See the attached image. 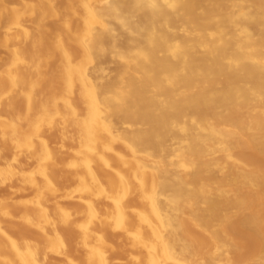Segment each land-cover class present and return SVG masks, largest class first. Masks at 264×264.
<instances>
[{
  "label": "bare ground",
  "instance_id": "obj_1",
  "mask_svg": "<svg viewBox=\"0 0 264 264\" xmlns=\"http://www.w3.org/2000/svg\"><path fill=\"white\" fill-rule=\"evenodd\" d=\"M0 46V264H264V0H0Z\"/></svg>",
  "mask_w": 264,
  "mask_h": 264
},
{
  "label": "rangeland",
  "instance_id": "obj_2",
  "mask_svg": "<svg viewBox=\"0 0 264 264\" xmlns=\"http://www.w3.org/2000/svg\"><path fill=\"white\" fill-rule=\"evenodd\" d=\"M58 2H60V1H58ZM58 2H54L55 3V7H54V11H53V13L52 14H60L61 15V19H66V16H67V13H66V11H65V8L63 7V3L62 2H60V3H62L61 5H60V3H58ZM18 5H19V8H21V10L23 9V8H25V6H21V4H19V3H17ZM17 5V6H18ZM49 14L48 13H45L44 14V17L46 16H48ZM57 17V16H56ZM72 17H74V16H71V18H69V20L71 21V23L73 22L72 20H74V19H72ZM47 20L48 21V25L50 24L51 25V27H55V25H56V23H57V20L55 19V17L54 16H51V18L49 19L48 17L47 18H44V20ZM72 19V20H71ZM75 19H76V17H75ZM44 21V23H46L47 24V21ZM74 22H75V20H74ZM3 24H4V22H2ZM47 25V26H48ZM209 30V29H208ZM207 30V31H208ZM30 39V38H29ZM54 40H56V38H54ZM53 40V41H54ZM29 41H31L30 42V44L31 45H28V46H30V47H32V49L30 48H28V50L29 51H31V53L33 52V49H34V51L36 52H33L32 53V59L31 60H33L34 59V62L36 63L35 64V66L38 68H45V67H49V68H52V67H54L55 66V64H56V62H58L57 61V59L59 60V53L57 54V49H53L52 47H51V45L50 44H48V42L46 43V42H44V43H41V48L42 49H37L36 47H35V45H34V43L32 42V40H29ZM54 43V42H53ZM29 44V43H28ZM17 44L16 43H14L13 44V46H16ZM48 47H51V48H48ZM2 51H3V48H1V46H0V54H2ZM54 51V52H53ZM57 51V52H56ZM69 53L71 54L72 53V50L71 49H69ZM36 54V55H35ZM57 54V55H56ZM75 56H73V53H72V58H74ZM75 59V58H74ZM56 61V62H55ZM106 63V64H105ZM104 63V66L106 67V70L108 71L107 73L108 74H106V75H108L107 77H111V76H114L113 74H114V72L113 71H115L116 69H117V66H116V64H115V62H108V61H106ZM108 63V64H107ZM0 64H1V60H0ZM1 67H3V65L1 64L0 65V68ZM28 69H30L31 68V65H28V67H27ZM113 68H114V70H113ZM31 70H32V68H31ZM109 72H110V74H109ZM111 73H113V74H111ZM115 73H116V71H115ZM66 138L68 137L67 135H64ZM61 138V137H60ZM60 138L58 139V140H60ZM65 138V139H66ZM4 139L0 136V157L2 158L3 157V159H1V162H2V164H3V170H2V174H7V175H10V174H14L15 175V177H14V183H15V181L17 182V180H18V176H19V174H21L22 173V170H23V168H24V166H23V164H21V162L20 163H15L13 160H12V155H10L11 153H9L8 151H5V149H4V141H3ZM58 140H54V139H51V138H48L47 139V143H46V145L50 148V150H51V156L49 157V159L47 160L48 161V163L50 162V160L53 162V163H55L54 165H53V168L55 169V170H57V172H58V174H60V173H63L64 172V168L66 169L67 168V166H69V160H68V156H65V157H60V156H58V154L60 155V152H58V151H62V149H63V151H64V149L65 148H60V147H58V148H60L59 150H57V146L59 145L58 144ZM67 140H68V142L67 143H70V141H69V139L67 138ZM2 142H4V143H2ZM62 151V152H63ZM10 156H11V160H10ZM47 155L46 154H44V148H42L41 149V152H40V154L38 155V159H43V158H45ZM5 158V159H4ZM7 159V160H6ZM30 161H33L32 159L30 160ZM29 161V162H30ZM63 163V166H64V168L63 167H59V165L60 164H62ZM56 182H58V184H57V187H65V188H71V183L70 182H68V181H59V180H57ZM18 183V182H17ZM2 190V191H1ZM4 190V191H3ZM8 192V191H7ZM5 194H6V189H0V196H5ZM223 194L224 195H226L227 194V192H223ZM183 207V209H185V206H182ZM71 233H64L63 235H62V237L64 238H62L63 239V244L67 241V244L65 243L64 245H66V249H65V252H67V255H65V256H63V257H59L58 258V260L59 261H61V263L62 264H69L68 263V261H67V258H66V256H68V255H71V256H74V252L72 253V251L71 250H73L72 248H73V235H72V237H71ZM12 236H14V237H16L15 235H12ZM11 236V237H12ZM71 237V238H70ZM67 238V239H66ZM69 239H72L71 241H69ZM111 240V242L113 243V244H115V245H118L119 247H121L124 243H125V241L123 240H121V241H118V240H115L114 238L112 239V238H110ZM20 240V239H19ZM52 240L53 241H51L50 242V244L52 243V246L50 245V248L51 249H58L59 247H60V249H62V245H61V242L58 240V242L59 243H57L56 241H57V239L55 240V238H52ZM1 241H5V240H3V239H1ZM3 242H1L2 244H3ZM53 242H56L57 244H55V243H53ZM70 242V243H69ZM71 242H72V244H71ZM69 243V244H68ZM6 244V241L4 242V244L2 245V247L0 248L1 250H0V255H7L8 253L10 254V251H9V249L7 248V247H5L4 248V246H7V244ZM192 244H194V243H192ZM191 244V245H192ZM59 247H58V246ZM195 245H197V244H195ZM56 246V247H55ZM72 247V248H71ZM199 248V246H194V245H192L191 247H190V252L189 253H187L186 254V256H187V258H191V259H193V257L195 256V254L197 253V251L199 250L198 249ZM2 249H4V250H2ZM59 249V250H60ZM3 251H5V252H3ZM2 252H3V254H2ZM70 252H71V254H70ZM8 254V255H9ZM40 254L41 253H39L38 254V257H39V261L42 263V264H46L45 263V259L42 257V256H40ZM119 255V256H118ZM121 256V254H117V253H115V254H113L112 255V257H116V258H118V257H120ZM68 257H70V256H68ZM185 257V254H181V255H179V256H177L176 257V259H180V258H184ZM43 259V260H42ZM60 262H59V264H61ZM120 264H131L130 262H123V263H120Z\"/></svg>",
  "mask_w": 264,
  "mask_h": 264
}]
</instances>
